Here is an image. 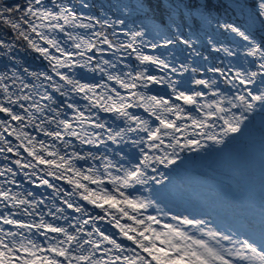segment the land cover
Listing matches in <instances>:
<instances>
[{"label": "snow or ice", "instance_id": "snow-or-ice-1", "mask_svg": "<svg viewBox=\"0 0 264 264\" xmlns=\"http://www.w3.org/2000/svg\"><path fill=\"white\" fill-rule=\"evenodd\" d=\"M257 139L264 0H0V264H264L182 175Z\"/></svg>", "mask_w": 264, "mask_h": 264}, {"label": "rangeland", "instance_id": "rangeland-1", "mask_svg": "<svg viewBox=\"0 0 264 264\" xmlns=\"http://www.w3.org/2000/svg\"><path fill=\"white\" fill-rule=\"evenodd\" d=\"M12 2L24 3V0ZM18 55L33 67L39 66L40 62L33 59L35 54L21 51ZM257 142L258 139L245 149H241L243 145H234L223 156L203 162L199 165L205 173L203 176H193L191 172L182 173L189 185L191 197H215L218 200L250 197L258 202L261 195H264V155L260 152L261 157H258L250 152Z\"/></svg>", "mask_w": 264, "mask_h": 264}, {"label": "trees", "instance_id": "trees-1", "mask_svg": "<svg viewBox=\"0 0 264 264\" xmlns=\"http://www.w3.org/2000/svg\"><path fill=\"white\" fill-rule=\"evenodd\" d=\"M90 2L99 4V3L104 2V0H90Z\"/></svg>", "mask_w": 264, "mask_h": 264}]
</instances>
